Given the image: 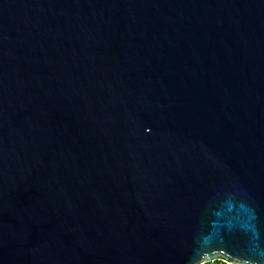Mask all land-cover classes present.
<instances>
[{
	"label": "water",
	"instance_id": "obj_1",
	"mask_svg": "<svg viewBox=\"0 0 264 264\" xmlns=\"http://www.w3.org/2000/svg\"><path fill=\"white\" fill-rule=\"evenodd\" d=\"M264 264V0H0V264Z\"/></svg>",
	"mask_w": 264,
	"mask_h": 264
},
{
	"label": "built area",
	"instance_id": "obj_2",
	"mask_svg": "<svg viewBox=\"0 0 264 264\" xmlns=\"http://www.w3.org/2000/svg\"><path fill=\"white\" fill-rule=\"evenodd\" d=\"M199 264H227V263L222 261V260H213V261L203 262V263H199Z\"/></svg>",
	"mask_w": 264,
	"mask_h": 264
}]
</instances>
